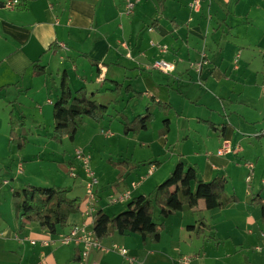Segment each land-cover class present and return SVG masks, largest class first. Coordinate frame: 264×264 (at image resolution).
<instances>
[{
	"label": "crops",
	"instance_id": "crops-1",
	"mask_svg": "<svg viewBox=\"0 0 264 264\" xmlns=\"http://www.w3.org/2000/svg\"><path fill=\"white\" fill-rule=\"evenodd\" d=\"M16 1L23 0H0V264H82L78 250L60 237L76 224L93 233L97 210L110 217L126 211L168 179L180 159L205 182L226 176V196L239 203L206 211L200 201L168 219L156 211L155 222L165 225L158 244L115 234L84 263L178 264L190 256L193 264H264V0H201L198 11L195 0H141L132 16L123 13L124 0H37L26 11L17 10ZM158 60L175 71L154 69ZM201 61L207 64L200 76ZM35 66L45 73L36 74ZM205 71L212 74L203 80ZM64 72L73 93L86 89L108 106L109 116L100 123L85 117L74 142L66 138L57 146L53 113ZM200 79L205 87L194 89ZM152 99L173 110L166 115L155 108L148 131L126 136L121 116L143 114ZM11 112L25 120L17 130L29 141L24 150L11 143ZM165 120L170 130L161 135ZM102 136L118 138L110 161ZM223 147L233 152L219 156ZM99 148L107 175L93 163L98 201L87 213L88 178L75 154L84 151L93 161ZM27 185L68 187L70 197L81 200L80 211L55 235L34 223L20 231L13 192ZM200 219L209 229L197 237L198 229L189 227Z\"/></svg>",
	"mask_w": 264,
	"mask_h": 264
},
{
	"label": "trees",
	"instance_id": "trees-1",
	"mask_svg": "<svg viewBox=\"0 0 264 264\" xmlns=\"http://www.w3.org/2000/svg\"><path fill=\"white\" fill-rule=\"evenodd\" d=\"M37 0H23L15 8L19 11L28 10L30 2ZM91 64L97 66V62L90 60ZM36 74H44V67H34ZM112 91L118 94L117 88ZM126 92H132L127 87ZM141 93L136 96L141 97ZM147 106L146 111L129 120L125 115L121 116L124 134L126 136L136 135L142 131H148L154 121V110L159 108L166 115L173 107L166 103L156 102ZM109 116L108 106L91 98L86 89L71 91L70 78L67 72L61 76L60 96L54 104V130L51 140L57 145H62L68 138L74 142L76 135L88 117L96 123L102 122ZM10 137L11 143L18 150H24L28 146L25 135L17 133L18 129L25 128V120L18 118L14 112L10 115ZM170 122L164 121V128L160 132L166 135L169 132ZM228 178L217 176L210 182L203 181L199 176V170L186 164L182 159L177 163L174 171L168 179L158 185L150 195H141L134 198L128 205L127 210L110 217L103 210L95 213L93 221V234L96 239L102 241L115 234L129 235L137 234L143 242L158 244L164 231V223L155 222V213L158 211L163 219H168L178 213L192 211L198 208L200 201L204 202L206 211L222 210L231 204H238L236 196L227 197L226 187ZM71 189L68 187L52 186L40 187L27 185L23 189L14 190L13 207L16 219L20 223V231H24L29 224H38L44 231L52 235L66 228L71 215L77 214L81 208L79 198L70 197ZM259 203L258 199L253 201ZM264 218V206H263ZM198 229L196 236L200 237L206 228L204 219L198 221L197 226L189 229ZM80 262V257L76 258Z\"/></svg>",
	"mask_w": 264,
	"mask_h": 264
},
{
	"label": "built area",
	"instance_id": "built-area-1",
	"mask_svg": "<svg viewBox=\"0 0 264 264\" xmlns=\"http://www.w3.org/2000/svg\"><path fill=\"white\" fill-rule=\"evenodd\" d=\"M141 0H124V9L123 13L127 16H132L140 3ZM201 0H195L193 8L198 11ZM19 2H14L13 5L16 7ZM166 49H163L165 52ZM204 58V57H203ZM207 63L205 61H201L197 64L196 70L198 74L201 76L204 66ZM175 65L164 60H158L154 63V69L162 71L164 73L170 74L175 71ZM232 149L229 147H223L218 151V155H225L228 153H232ZM75 159L79 161L80 166L84 170L87 175L88 182L86 184V195L89 198V202L87 205V213L90 211H94L97 201H98V187L99 180L96 176L94 170L91 167V157L84 151H76ZM76 167H70L69 174L71 177H76ZM252 175L248 177V181H251ZM136 186V185H135ZM131 194L128 192L125 196V199H129ZM120 199L112 198L110 200L111 203L115 204ZM60 243L65 246H73L79 252L80 262L85 264V260L90 255V253L94 250H97L101 247L100 241L95 238L94 234L87 230L84 226L80 224L73 225L68 232L60 237ZM195 257L183 256L179 259L178 264H193Z\"/></svg>",
	"mask_w": 264,
	"mask_h": 264
},
{
	"label": "rangeland",
	"instance_id": "rangeland-1",
	"mask_svg": "<svg viewBox=\"0 0 264 264\" xmlns=\"http://www.w3.org/2000/svg\"><path fill=\"white\" fill-rule=\"evenodd\" d=\"M196 83H197V85L196 86H193V88L194 89H200V88H204L205 86V84L204 83H206V82H202L201 81V79L198 81H196ZM189 114V113H188ZM111 133H114V134H117V128H111V131H110ZM104 134V133H103ZM105 135V134H104ZM103 141H101L100 142V147H106L105 149H106V151H107V149L109 148L110 149V153H111V155H109V157H107V159L106 160H109L110 161V158H116V157H114V155L113 154H117L116 153V150H117V148H118V146H119V144H118V146L115 148L114 146V144H113V139L114 140H116V139H118V138H108L107 140H104L105 138H104V136H102V138H101ZM120 143V142H119ZM128 144L129 143H127V142H123V143H121V145L120 146H123V150H124V152L126 153V149H127V146H128ZM58 146V145H57ZM119 151H121L120 149H118ZM103 153H104V151H102L100 148L99 149H96L95 151H94V153L92 154V157H93V161L91 160V167L93 166V163H94V165L97 167V169L99 170V174H100V176L101 177H106V175H107V172L104 170V168H103V166H102V163H103V158H104V156L105 155H103ZM143 151H139L138 153H137V155L139 156V157H141V156H143ZM147 153H149V152H144V154L145 155H147ZM105 154V153H104ZM107 154V153H106ZM111 156V157H110ZM47 165H49V166H47V167H50V161H48V163H47ZM99 176V177H100ZM253 177V176H252ZM99 180V179H98ZM104 182V181H103ZM99 184H100V181H99ZM102 184V183H101Z\"/></svg>",
	"mask_w": 264,
	"mask_h": 264
},
{
	"label": "water",
	"instance_id": "water-1",
	"mask_svg": "<svg viewBox=\"0 0 264 264\" xmlns=\"http://www.w3.org/2000/svg\"><path fill=\"white\" fill-rule=\"evenodd\" d=\"M212 74V71H205L204 73H203V80H206L207 78H208V76L209 75H211Z\"/></svg>",
	"mask_w": 264,
	"mask_h": 264
}]
</instances>
